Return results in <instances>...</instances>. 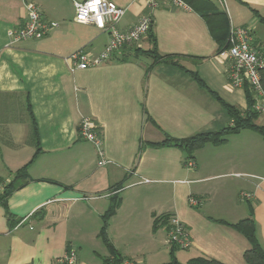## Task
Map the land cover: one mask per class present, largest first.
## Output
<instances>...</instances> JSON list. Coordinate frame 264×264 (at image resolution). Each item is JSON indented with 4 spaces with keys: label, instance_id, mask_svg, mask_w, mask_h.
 Instances as JSON below:
<instances>
[{
    "label": "crops",
    "instance_id": "obj_1",
    "mask_svg": "<svg viewBox=\"0 0 264 264\" xmlns=\"http://www.w3.org/2000/svg\"><path fill=\"white\" fill-rule=\"evenodd\" d=\"M111 1L126 9L119 30L148 15L158 53L177 64L151 65L150 57L134 56V48L151 47L146 33L102 63L78 68L69 55L99 54L109 34L76 22L72 0H0V193L18 169L26 165L27 172L25 184L0 204V264H59L69 248L77 264L113 261L100 230L115 192L120 203L106 235L121 264L167 262L171 216L191 240L173 252L178 261L202 255L246 264L249 242L217 220L251 217L264 251L262 136L241 129L222 144L206 143L193 152L192 167L181 148L153 144L230 125L212 92L246 108L243 87L228 81L231 60L217 54L206 20L189 6L160 0L150 9L144 0ZM210 1L227 14L229 26L250 28L252 45L264 52V0ZM25 3L58 26L38 39L13 41L9 32L22 26ZM262 114L255 122L264 126ZM84 116L97 125L102 165L96 147L79 136ZM6 211L22 221L11 226Z\"/></svg>",
    "mask_w": 264,
    "mask_h": 264
},
{
    "label": "built area",
    "instance_id": "obj_2",
    "mask_svg": "<svg viewBox=\"0 0 264 264\" xmlns=\"http://www.w3.org/2000/svg\"><path fill=\"white\" fill-rule=\"evenodd\" d=\"M160 0H144L150 9L156 7ZM170 1L176 6L186 7L182 0H163ZM225 6L224 0H219ZM74 8V20L78 23L93 24L100 31L109 34V40L105 48L97 55L90 56L82 50L75 51L69 55V58L75 61L78 68L94 66L109 59L111 54L124 45L138 41L146 35L150 25L151 18L146 15L132 25L129 29L121 31L117 25L125 13V8L116 5L111 0H72ZM26 17L19 28L10 31L9 35L13 41H19L28 38L38 39L47 34L50 30L58 26L56 21L44 20L37 5L25 3ZM220 56L231 60L228 72V81L231 87H242L244 83L248 85L253 93V109L259 114L264 113V91L260 84V70L264 69V52L258 51L252 45L251 30L248 27L229 26L228 47L219 53ZM79 136L93 144L100 156L99 165L106 163L101 150V138L97 131L95 121L84 116L79 121ZM188 167L193 166V161L189 159L186 162ZM248 198V194H243ZM191 204H196L197 200L191 198ZM168 241L176 244L179 248H187L190 243V237L187 229L181 221L171 216L168 219ZM22 221V220H21ZM19 221L18 224L21 222ZM59 264H77L75 251L71 248L58 259Z\"/></svg>",
    "mask_w": 264,
    "mask_h": 264
},
{
    "label": "trees",
    "instance_id": "obj_3",
    "mask_svg": "<svg viewBox=\"0 0 264 264\" xmlns=\"http://www.w3.org/2000/svg\"><path fill=\"white\" fill-rule=\"evenodd\" d=\"M187 6L192 9L198 11L206 20L209 28V32L211 36L214 38L217 43V54L221 51L225 50L228 47V33H229V24L227 14L219 10L214 3L210 0H182ZM147 33L149 34V38L152 41V45L149 49L143 50L140 47L134 48V56H148L151 58V65L156 64L158 62H171L177 64L176 60H173L169 55H161L158 53L155 39L152 34L151 29L149 28ZM193 78H195L200 85H203V82L200 78L193 73ZM260 84L264 91V69L260 70ZM243 90L245 91L247 98V106L244 110H240L235 106H232L224 101H222L217 95L213 92L211 93L217 100L221 101L223 107L227 111L232 123L227 125L220 130L217 131H205L198 132L193 135H190L185 138L177 139L169 136H165L164 139L160 142L153 143L154 145H168V146H177L181 148V150L185 153V163L192 159L193 152L199 147L203 146L206 143H210L213 145L222 144L225 142L227 136L230 134H234L239 132L241 129H250L264 139V126L259 125L255 122L259 113L255 111L252 107L253 105V93L248 87L246 83L243 84ZM34 128H36L34 123ZM27 180V172L26 165L18 169L13 179H11L7 184L3 186L2 192L0 193V204L2 206H6V199L12 193L13 190L19 188L24 185ZM120 198L115 192L110 197L109 206L102 215V227L100 230V236L102 240L105 242L107 248L113 255L114 259L107 264H121L120 258L115 252L112 244L110 243L107 235H106V226L109 217L115 213L117 207L119 206ZM7 218L10 222L11 226H14L19 220L14 219L11 214L6 211ZM162 218V219H161ZM160 220L162 223L167 222L168 216L161 217ZM218 222L224 223L241 233L249 242V247L244 251L243 258L246 264H264V251L259 244L256 235H255V226L253 219L251 217H247L241 219L235 223H227L221 219L217 220ZM159 222V218L155 219L153 222V227H156V223ZM179 249V247L172 243L170 257L167 262L162 264H223L222 262L209 258L206 256H196L191 257L185 262H180L176 259L173 252Z\"/></svg>",
    "mask_w": 264,
    "mask_h": 264
},
{
    "label": "rangeland",
    "instance_id": "obj_4",
    "mask_svg": "<svg viewBox=\"0 0 264 264\" xmlns=\"http://www.w3.org/2000/svg\"><path fill=\"white\" fill-rule=\"evenodd\" d=\"M261 119L264 120V114H262ZM257 120V119H256ZM176 251V250H175Z\"/></svg>",
    "mask_w": 264,
    "mask_h": 264
}]
</instances>
